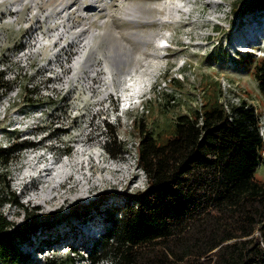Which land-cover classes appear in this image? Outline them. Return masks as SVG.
<instances>
[{"label": "rangeland", "instance_id": "obj_1", "mask_svg": "<svg viewBox=\"0 0 264 264\" xmlns=\"http://www.w3.org/2000/svg\"><path fill=\"white\" fill-rule=\"evenodd\" d=\"M247 1L251 2L245 7ZM256 1L0 3V174H6L11 190L30 213L39 208L36 213L43 223L56 214L48 221L52 229L41 230L32 243L20 248L26 255L21 264H43L47 259L61 264L70 255L82 263L79 257L89 254L93 239L112 225L107 221L110 208L117 203L122 206L128 193L143 191L145 174L135 159L139 136L132 127V117L141 111L146 125L157 133L172 125L176 115L200 107L204 96L220 86L224 95L220 102L233 106L245 101L253 106L264 130V94L256 76L264 57V7H258ZM258 1L264 4V0ZM19 3L22 8L15 10ZM131 8L140 12L137 23L126 16ZM184 8L189 13L179 19L177 11ZM55 10L61 13L57 19L50 15ZM243 10L247 12L241 13ZM248 21L251 25L246 27ZM34 33L35 39H29ZM248 36L262 40L252 44L255 49L250 54L237 49ZM87 46L97 70L93 74L86 64L75 68L78 55ZM116 47L127 54L121 65L125 74L114 69L113 57L107 58ZM67 52L72 58L65 68L58 62L63 64ZM111 62L114 86L109 83ZM207 82L213 85L208 90ZM150 83H156L159 90L150 108L145 105L127 113L118 110V95L140 94ZM164 93L174 94L175 103L165 105L170 97ZM109 125L116 129V140L111 136V149L118 153L114 156L102 151L108 143ZM10 145L18 148L4 152ZM120 147L128 148L127 153H119ZM255 171L264 182V160ZM103 192L109 195L107 203L98 204ZM75 204L101 206L102 211L93 209V216L81 223L69 215ZM2 209L6 218L21 222L19 209L8 203ZM106 251L99 264H111L113 251L109 247Z\"/></svg>", "mask_w": 264, "mask_h": 264}, {"label": "trees", "instance_id": "obj_2", "mask_svg": "<svg viewBox=\"0 0 264 264\" xmlns=\"http://www.w3.org/2000/svg\"><path fill=\"white\" fill-rule=\"evenodd\" d=\"M260 63L256 76L264 94V57ZM164 95L170 97L165 105L175 103L174 94ZM223 96L221 87H215L200 107L176 115L172 125L157 133L146 125L143 111L132 117L139 136L137 166L146 186L128 193L122 206L110 208L107 221L112 225L93 239L89 254L79 257L82 263L70 255L61 264H99L108 247L111 264H264V182L255 171L264 160V130L253 106L245 101L228 106L220 102ZM108 127L106 149L114 156L111 136L115 141L116 129ZM17 148L10 145L4 152ZM119 150L123 154L128 148ZM5 175L0 174V264H21L26 255L20 248L41 230L52 229L48 221L56 214L43 223L39 208L30 213ZM108 198L100 193L98 204ZM7 203L23 214L21 222L3 215ZM93 209L102 211L101 206L75 204L69 215L86 223ZM43 264L58 263L47 259Z\"/></svg>", "mask_w": 264, "mask_h": 264}, {"label": "clouds", "instance_id": "obj_3", "mask_svg": "<svg viewBox=\"0 0 264 264\" xmlns=\"http://www.w3.org/2000/svg\"><path fill=\"white\" fill-rule=\"evenodd\" d=\"M3 2H5V0H3ZM34 5L37 8V4L35 3ZM10 10H14V9L11 7ZM184 12L189 13L185 8L182 9V10L179 9V11H177L176 16L180 19V18H182V14H184ZM50 15L53 16V17H55L56 19L59 18V16H61V15L58 14L57 10H55V12L53 14H50ZM55 24H57V23L55 22ZM261 34H264V32L261 33ZM260 36H258L256 38L248 36L249 41L242 40L241 42L238 43V46H237L238 48L237 47L236 48L239 49V50H241V51H244V52L248 51L247 53H249V52L254 53V49L255 48H253L254 47L253 45L254 44H257V43H259V42L262 41V40H260ZM169 38H170V36H169ZM258 39H259V41H258ZM263 41H264V38H263ZM168 47L170 48L171 46L168 45ZM260 51H262V49H260ZM67 53L69 54V57H70L68 62H70L71 61V58H72L71 57L72 54L70 52H67ZM79 66H80L79 64L78 65L75 64V68H79ZM156 83L147 84V86L145 88L141 89V93L140 94L139 93H137V94L132 93V94H126L125 96L118 95V98L120 100L119 101L118 110L121 111V112H123V113H127L130 110L139 109V107L144 106V104L148 100L153 99L154 93L156 92V90H158L157 87H156V85H154ZM158 83L160 84L161 82H158ZM112 102L114 103L115 101L112 100ZM110 104H111V102H110ZM104 149L107 150L106 149V145L104 146V148H102V151L105 153ZM141 184H146V176H144V179L141 182Z\"/></svg>", "mask_w": 264, "mask_h": 264}, {"label": "bare ground", "instance_id": "obj_4", "mask_svg": "<svg viewBox=\"0 0 264 264\" xmlns=\"http://www.w3.org/2000/svg\"><path fill=\"white\" fill-rule=\"evenodd\" d=\"M6 1V0H5ZM22 8V4H17L16 5V7L14 8L15 10L17 9V10H19V9H21ZM58 14L59 15H61V13H59L58 12ZM139 14H140V12L139 11H137L136 9H134V8H131V9H129V11L127 12V15L126 16H128L129 17V19H131L132 21H134V23H137V22H139V21H137V19H138V16H139ZM251 22L250 21H248L247 23H246V27L247 26H249V25H251L250 24ZM244 26V27H245ZM245 27V28H246ZM243 40H245V41H249V38L248 37H243L242 38ZM70 46H73V45H70ZM69 46V47H70ZM87 51H88V46L87 47H85L84 48V50L81 52L82 54L81 55H78V58H77V60H76V63H77V61H78V64L80 65V66H83V67H85L84 65L86 64L87 66H86V68L88 69V71H89V74H93L94 73V71L96 72L97 70H96V68H95V65H94V63L93 62H90V59H89V57H88V54H89V52L87 53ZM61 55V54H60ZM80 56V57H79ZM90 56V55H89ZM127 54H126V52H121L120 50H118V47H116L115 48V53L113 54V55H109V56H107V58H109V57H113L114 58V61H115V70L116 71H118L120 74H122V73H124L125 74V71L121 68V65L122 64H124L126 61H127ZM86 61H87V63H86ZM112 63L113 62H111L110 64H109V67L108 68H110L111 69V74H110V78H109V83L112 85V86H114V69H113V71H112ZM77 64V65H78ZM114 65V64H113ZM128 70V69H127ZM127 73L129 72V70L128 71H126ZM129 74V73H128ZM90 77L92 76V75H89ZM121 80V79H120ZM120 83L122 82V81H119ZM135 87V86H134ZM142 89V88H141ZM108 93V92H107ZM135 94H136V92H135ZM77 164V163H76ZM28 171V170H27ZM26 171V174L29 172H27ZM35 171V169H33V170H31V172H34ZM47 171H49L48 169H42L41 170V172H47ZM62 173L63 174H65V171H64V169H63V171H62ZM68 173V172H67ZM70 178H72V176L70 177ZM61 185V184H60ZM54 188V186H52V187H50L49 189H47V191L44 193L45 195L47 194V195H49L50 194V191L52 190ZM62 188H64V186L62 185Z\"/></svg>", "mask_w": 264, "mask_h": 264}, {"label": "built area", "instance_id": "obj_5", "mask_svg": "<svg viewBox=\"0 0 264 264\" xmlns=\"http://www.w3.org/2000/svg\"><path fill=\"white\" fill-rule=\"evenodd\" d=\"M3 2V0H0V3H2ZM66 54V53H65ZM69 55H65L64 56V60H63V64L62 63H60V62H58V64L60 65V66H64L65 67V65L67 64V62L69 61ZM71 62V61H70ZM263 131V130H262ZM137 157H135V159H136ZM145 186H146V184H145Z\"/></svg>", "mask_w": 264, "mask_h": 264}]
</instances>
